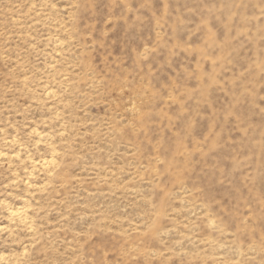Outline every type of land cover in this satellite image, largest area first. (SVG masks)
<instances>
[{
    "label": "rangeland",
    "instance_id": "rangeland-1",
    "mask_svg": "<svg viewBox=\"0 0 264 264\" xmlns=\"http://www.w3.org/2000/svg\"><path fill=\"white\" fill-rule=\"evenodd\" d=\"M0 264H264V0H0Z\"/></svg>",
    "mask_w": 264,
    "mask_h": 264
}]
</instances>
